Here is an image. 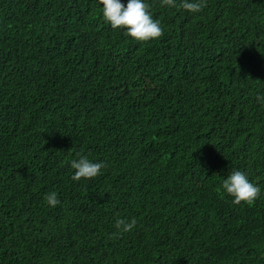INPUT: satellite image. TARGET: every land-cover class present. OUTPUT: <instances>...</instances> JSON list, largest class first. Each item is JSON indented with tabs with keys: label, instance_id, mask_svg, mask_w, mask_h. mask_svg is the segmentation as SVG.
<instances>
[{
	"label": "trees",
	"instance_id": "1",
	"mask_svg": "<svg viewBox=\"0 0 264 264\" xmlns=\"http://www.w3.org/2000/svg\"><path fill=\"white\" fill-rule=\"evenodd\" d=\"M145 2L148 42L99 0H0V264H264V0ZM81 155L101 174L73 181Z\"/></svg>",
	"mask_w": 264,
	"mask_h": 264
},
{
	"label": "clouds",
	"instance_id": "2",
	"mask_svg": "<svg viewBox=\"0 0 264 264\" xmlns=\"http://www.w3.org/2000/svg\"><path fill=\"white\" fill-rule=\"evenodd\" d=\"M103 6L102 14L104 20L111 25L113 30H123L125 35L139 42H148L159 39L163 35L160 21L153 19L151 5L145 0H127V5L121 0H99ZM161 6L185 10L191 13H199L207 6V0H161ZM257 101L264 104V96H257ZM105 167L102 162L94 163L88 156L81 155L78 159L71 161L74 170L73 181L91 180L101 174ZM232 198V203L240 205L245 203L252 206L261 194V188L249 181L247 174L243 171L232 169L227 179H223L220 188ZM44 199L51 207L60 204L58 194L49 192ZM137 225L135 218L123 219L117 217L115 220L116 233L119 237L131 232Z\"/></svg>",
	"mask_w": 264,
	"mask_h": 264
}]
</instances>
